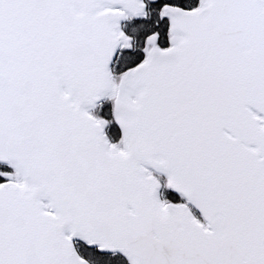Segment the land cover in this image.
<instances>
[{
	"label": "snow or ice",
	"instance_id": "obj_1",
	"mask_svg": "<svg viewBox=\"0 0 264 264\" xmlns=\"http://www.w3.org/2000/svg\"><path fill=\"white\" fill-rule=\"evenodd\" d=\"M0 264H264V0H0Z\"/></svg>",
	"mask_w": 264,
	"mask_h": 264
}]
</instances>
